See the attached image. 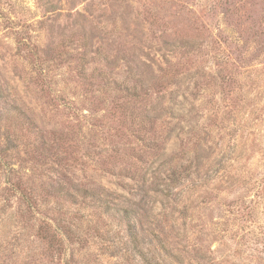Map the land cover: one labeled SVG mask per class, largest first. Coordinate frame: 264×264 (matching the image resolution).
I'll return each instance as SVG.
<instances>
[{"label": "rangeland", "instance_id": "obj_1", "mask_svg": "<svg viewBox=\"0 0 264 264\" xmlns=\"http://www.w3.org/2000/svg\"><path fill=\"white\" fill-rule=\"evenodd\" d=\"M168 61L181 62L185 79L171 88L172 110L167 102L151 111L146 137L156 145L144 165L132 158L142 132L126 120L117 88L135 77L153 83ZM12 106L47 142L65 140L66 166L33 160L39 139L14 123ZM0 149L14 180L69 230L59 249L38 239L0 165V264H148L126 250L116 211L100 216L88 202L46 197L49 179L65 175L109 191L118 207L134 210L145 198L158 215L140 219L163 226L176 256L163 261L147 240L153 263L264 264V0H0ZM113 163L115 173L145 175L144 187L123 178L128 192L118 189Z\"/></svg>", "mask_w": 264, "mask_h": 264}, {"label": "trees", "instance_id": "obj_2", "mask_svg": "<svg viewBox=\"0 0 264 264\" xmlns=\"http://www.w3.org/2000/svg\"><path fill=\"white\" fill-rule=\"evenodd\" d=\"M16 43L18 45H29L26 40L16 41ZM81 48L82 52L80 54H82L83 57H86L87 45L83 44ZM104 57V64L110 66L113 63L112 57L109 54H104ZM81 62V72L84 74L85 63L84 60H82ZM176 63L178 64H172V62L168 61V67H159L158 76H153L152 78L153 83H149L150 81L148 80L135 77L134 81L125 80L117 88L118 92L123 93L121 97L123 99V101L121 102V108L123 113L125 114L126 120L129 121L131 125L136 126V131L142 132V137L139 138V142L141 143L143 151H134L132 158L144 165L147 162L146 151L149 150L148 152H151L153 147L156 145L155 143L153 147L152 145H150L152 141L154 142V140L151 139L154 134L150 135L154 132V128L152 129V125L154 122H152L151 111H155L160 105H163L164 107L167 102L169 109L171 107L169 106V103H171L175 98V92H177L176 90H171L172 86H179L180 82L185 79V76L183 75L184 71H182L180 68H176V66H180L181 62L178 61ZM129 71L130 73H135L133 68L128 70V72ZM164 93L170 95L169 98H166V95ZM153 94H155L154 97ZM142 102L145 103V106L143 105L144 111L136 112V104ZM148 102L152 106L151 109H148ZM172 108L170 109L172 110ZM11 114L12 120L17 121L11 122H14L22 130L26 129L31 133H35V137L39 139V144L35 146V149H33L32 152L33 160H36V158L37 160H39V158L41 157L48 158L49 160L53 161V163H57L60 165L65 163L66 166L67 159L66 156L63 155L64 152H62L64 150L61 146L62 143L60 144V140L62 139L58 140L56 138H52L51 141L49 139V141L47 142L46 133L39 128L36 120L30 117V115H28L19 107L12 106ZM160 118L161 116L156 117L157 120ZM147 134L151 137H146ZM62 141L65 142V140ZM130 145L131 144H127L126 147L121 146L117 150H112L117 151L118 155L120 154V149L126 150V148ZM5 156V151L0 149V165L7 168H5L7 176L6 190L9 193L15 195L18 199L19 206L17 208V214L20 220L27 222L31 221L30 223H32V225L29 226L36 229L34 235H36V237L42 241L55 243V245L59 249L61 245L63 246L69 242V230L65 229V225L61 223V220L54 216H50L41 210L40 205L42 203L38 202V193H35V191L31 187L25 185L21 179L16 181L14 180V177H12L11 174L15 170L13 169V167H10L11 169H8L11 165H8ZM113 167H116L114 163L112 164V167L109 168V173L111 174V176L115 177L116 181L110 182L117 186L118 189L128 192L127 185L124 183V181H122L123 178L135 180L138 182L140 181L142 182V185L141 183L136 182L137 186L139 188L144 187L145 175L141 178L138 173H135L132 176L126 175L124 173H115V169ZM50 180L51 179H49V188L46 191V197L54 198L56 200H68L71 204L74 205L88 202V206L99 211L100 216H109V214L113 211H116L120 216H122L126 223L127 232V241L125 242V248L132 255L133 259L136 258L139 260H143V263L147 262L148 264L150 262H152L150 264H160L157 261L155 263H153V261H150L148 253L145 252L144 244H146L148 240V244H157V247L154 250L157 252V254H159V257L162 258L163 261L176 260V256H174V250L168 249L164 244L163 238L161 237L162 234H164L163 226L161 224L153 223V221H150L149 218L145 221L140 219L139 216L147 218L151 217V215H158L155 213V209L153 206L150 208H146L147 201L145 198H142L140 203L132 204L137 205V207H135L136 209L132 210L129 207H118L119 204L116 201L119 198L115 197L109 191L107 193H104L105 189H102V192L101 190L92 188V185L90 184L88 186V183H69L68 180H70V178L67 175L63 177L61 182H53ZM68 184H71V188L68 187ZM69 197L72 200H69ZM139 210L142 211V213H140ZM66 264L72 263L67 260Z\"/></svg>", "mask_w": 264, "mask_h": 264}]
</instances>
